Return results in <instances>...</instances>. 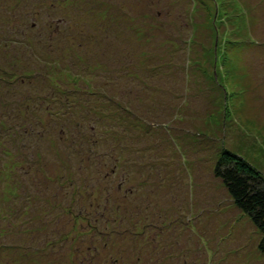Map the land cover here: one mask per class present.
I'll return each mask as SVG.
<instances>
[{
  "label": "rangeland",
  "instance_id": "rangeland-1",
  "mask_svg": "<svg viewBox=\"0 0 264 264\" xmlns=\"http://www.w3.org/2000/svg\"><path fill=\"white\" fill-rule=\"evenodd\" d=\"M205 1L194 12L193 0H0V36L13 34L0 64L15 73L0 86V143L21 158L30 193L20 195L34 200L9 214L0 181V245L19 248L1 249L0 264H152L133 224L153 194L185 207L163 248L151 243L162 254L180 243L177 264H264L259 232L212 174L225 148L264 175V0ZM106 92L135 113H164L161 124L103 119ZM118 155L126 165L111 176ZM36 163L54 179L28 173Z\"/></svg>",
  "mask_w": 264,
  "mask_h": 264
},
{
  "label": "trees",
  "instance_id": "trees-1",
  "mask_svg": "<svg viewBox=\"0 0 264 264\" xmlns=\"http://www.w3.org/2000/svg\"><path fill=\"white\" fill-rule=\"evenodd\" d=\"M193 1L196 2V4L193 5L194 7L192 6L193 8H191L192 9L191 11L194 10L195 12V10H197L198 7L202 9L205 8L206 10L209 9V7H207V3L205 0H193ZM203 2L205 5L203 4ZM191 30L194 31V27L191 26ZM12 37H13V34L7 37L5 35L3 37L0 36V50L1 51H4V52L6 51L9 45V42L13 40ZM191 38L192 37H189L190 41H192ZM109 61L111 60L107 59V63ZM14 78H15L14 71L12 69L8 70L6 69L5 66L0 64V86L3 84H8V83L10 84L11 81L14 80ZM71 91H79V90L78 88H74ZM85 92L87 93V95H91V96L94 95L97 98L100 96L99 94H101V91L99 88L90 87L89 85H87V90ZM79 93L81 97L84 91L79 92ZM107 95L109 94L106 92V100L102 101V103L106 104L105 105L106 111L101 107L100 112H98V115L101 116L103 119L105 118H110L111 120L114 119L115 122L118 123L119 125L118 116L119 114H121L120 118L126 117V119H128V117H134V116H136V118L138 117L136 120H138L137 121L138 126H140L141 128L145 124L147 125L149 124L152 125L155 123L158 125L161 124V121H162L161 119L164 113H161L157 116L151 115L150 112L149 114H145V113L138 114V113H135L131 109V107H129V103H124V102L119 103L118 100L110 98V96H107ZM108 98H110V100ZM146 109H148V107ZM43 110H46V108L41 107L40 111H43ZM109 110L110 112L111 110H113L114 114L106 116ZM48 111L49 110L47 108V112ZM51 116H57V115H51ZM20 126L21 124L17 125V128H16L14 125H10L9 129H13L12 131H9V134H8L11 140L12 139L15 140L18 137V130L21 128ZM113 136L115 139L116 133L115 135L113 134ZM83 139H81L80 142H83L84 141ZM120 142L121 140L119 139L118 143ZM67 147H69V149L72 151L73 157L76 158L78 156L77 155L78 151H73L75 149V145L74 144L71 145V142H69ZM216 152L218 153L215 154V161H214L213 168H212V174L214 175V177H216L220 181L222 188H224L225 194L230 199V201L233 203L234 207L238 211H240L242 214H244L243 216L244 217L246 216V218H248L250 223H252L256 231L259 232L260 238L258 241L257 248L259 252L264 256V175L257 168H255L251 163H249L247 160H245L241 156L235 154L234 152L228 149L222 148L220 151H218V148H217ZM0 154L2 158L0 162V181H3L6 183L5 185L6 188H5V191H3L2 195L4 196L3 200L5 201L6 206L9 208L7 210H9V214H10V212L17 210L16 209L17 207L15 205H18V206H22L24 210L27 209V212H29V209L34 203V200H33L32 195H28L27 197L25 196L22 197L20 195L21 191L23 190H25V192L27 193L29 191L30 193V190L26 186H24L25 183L23 179H21V174H20L21 172V160L20 159L21 158L20 157L13 158V156L17 154L13 155L12 150L7 149L6 146L4 145V142L0 143ZM94 156H95V159H97L96 153H94ZM135 158H136L135 156L134 157L132 156L131 161L133 163H135ZM115 159L116 160H114L115 162L114 165L112 166L111 170L108 172V174L110 173L111 176L117 175V171L119 170V168L125 167L126 165L124 162H122L120 155L115 157ZM40 161L41 159L38 158L37 162H40ZM131 166L132 168L134 167L133 165ZM39 167H40L39 163H36V166L31 167L28 173H31L33 171V173L35 172L37 174V172L40 171L41 176L45 178L46 175L44 174V171ZM17 168H19V171L17 170ZM66 173L71 174L73 172L66 171ZM66 173H64V175H66L65 177H69ZM169 175L170 174H168V179H170L171 177ZM127 177L125 178V180L123 179L124 180L123 183L128 182ZM52 178L48 176L46 177V179L48 180H51ZM56 185H59L61 187L60 183H57ZM140 185L141 184L139 183V186ZM131 191L132 193H135V194L137 193V190L132 189ZM174 194L177 198L181 199L182 191L178 189V191H176V193ZM173 202L174 204L169 203L168 205L164 199L163 202H161L162 205H160L161 203L159 204L157 202V197H154V194H153L151 197L150 203L141 202V204L143 205L142 208L141 209L136 208L134 211L135 223L133 224V227H134L133 235H135V237H137L143 243H148L146 246H148L150 249L146 251L145 255L148 252L147 255L153 256L152 264H170V263L177 264V257L181 256L180 254L177 255V252H173V251H176V249L180 247V243L179 245H177V247H174L172 251H168V252L164 251L163 254L158 252V249L153 248L151 245V243L152 242L154 243L155 241L157 242V246L159 248H163L159 244V241L162 239L167 240L166 237L168 235L169 230H170L169 232L175 231L179 228L180 224L185 223L182 221V220L185 221L184 219L185 211L182 212V210H184L185 207L181 203H177L175 200ZM0 209L4 210L3 207H1ZM67 212L70 213V215L74 216L73 217L74 219H76L75 217H77V212L73 213V210L71 207H69V211ZM42 214L46 215L44 214V210ZM178 216H180L181 218L179 222H177L175 225H171L169 227L163 228L162 232L161 233L159 232L161 225L166 224L170 218H177ZM38 217L39 216L37 215L36 218ZM78 217L82 221V217L80 213ZM0 219H5V216H3V214L1 213H0ZM7 220L9 221V219ZM84 220H87V217H85ZM93 222H95V220H92V222H89V226L94 231V229H96L95 228L96 225L94 224L92 225ZM140 226L145 228L143 234H138V231L140 230L139 229ZM35 228H38V227L35 226ZM3 229L4 228L2 227L0 228V237L5 236V232ZM27 229L31 231L33 228L27 227ZM195 231L197 230L195 229ZM16 244L12 242V243L6 244V246L0 245V251L1 249L3 250L13 249V251L17 253L19 251V248ZM3 247H6V248H3ZM163 255L167 257L166 261H164L165 256ZM168 261L170 263H168Z\"/></svg>",
  "mask_w": 264,
  "mask_h": 264
}]
</instances>
